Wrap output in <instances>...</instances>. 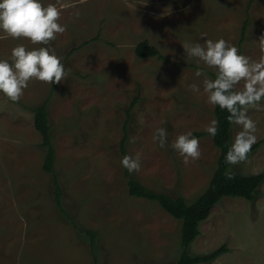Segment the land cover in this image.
<instances>
[{"label": "rangeland", "instance_id": "rangeland-1", "mask_svg": "<svg viewBox=\"0 0 264 264\" xmlns=\"http://www.w3.org/2000/svg\"><path fill=\"white\" fill-rule=\"evenodd\" d=\"M41 2L61 9L58 22L66 31L46 47L69 74L51 86L30 81L19 102L0 93V264H175L182 221L155 202L131 197L121 160L141 153V169L131 176L170 196L191 201L206 188L219 149L205 130L215 119L205 77L195 73L211 78L215 70L187 58L182 44H202V35L223 38L258 60L264 0ZM144 40L163 58L137 57L135 47ZM21 44L44 46L0 31V59L11 62V50ZM194 83L199 93L190 90ZM46 98L61 209L52 175L42 168L47 151L27 109ZM248 115L262 144L231 166L242 175L264 173V108ZM159 127L168 133L164 148L152 140ZM239 130L232 125L231 144ZM188 132L202 133L196 137L201 156L186 165L171 144ZM198 229L190 255L226 250L197 264H264V181L253 201L222 198Z\"/></svg>", "mask_w": 264, "mask_h": 264}, {"label": "clouds", "instance_id": "clouds-1", "mask_svg": "<svg viewBox=\"0 0 264 264\" xmlns=\"http://www.w3.org/2000/svg\"><path fill=\"white\" fill-rule=\"evenodd\" d=\"M60 18L61 9L52 3L44 6L41 0H0V31L13 39L23 38L33 45H44L29 50L21 44L11 50V62L0 59V93L9 101L19 102L32 80L51 86L60 84L68 76L69 72L55 51L46 47L56 40L58 34L66 31V26L58 22ZM201 38H204L202 44L184 42L182 47L187 58H196L207 68L215 70L214 79L208 78L199 69L195 75L205 77L203 91L207 102L226 110L228 122L240 128L225 155L227 164L237 165L247 160L257 142V124L248 112L264 108L261 103L264 101V34L257 43L262 53L258 60L240 54L236 46L223 38L216 41L206 39V35ZM190 90L200 92L195 83L190 85ZM218 124L213 119L206 127L210 136L217 135ZM167 138L164 127L157 128L152 136L153 142L161 148L166 146ZM171 147L186 165L201 156L200 142L191 132L179 135ZM121 164L129 173L139 172L141 153H136L134 157L125 155ZM228 178L231 179V175Z\"/></svg>", "mask_w": 264, "mask_h": 264}, {"label": "trees", "instance_id": "trees-1", "mask_svg": "<svg viewBox=\"0 0 264 264\" xmlns=\"http://www.w3.org/2000/svg\"><path fill=\"white\" fill-rule=\"evenodd\" d=\"M246 24V23H245ZM245 24L241 30V37L245 35ZM97 39V37L92 40ZM135 54L141 59L157 57L162 59L159 50L150 45L146 40L139 42L135 47ZM211 79L215 78V72H210ZM54 85V84H53ZM41 101V103L27 107L33 113L34 128L40 133L42 142L41 146L46 149V154L43 159L42 168L45 173L52 175V184L55 188L54 198L55 202L61 209V205L58 200V181L54 170V150L51 144V126L49 124V113L47 101ZM214 117L219 122L218 133L215 137L212 136L213 144L219 149V156L217 159L216 167L212 173L210 181L206 188L195 196L191 201H187L182 195L170 196L164 192L155 191L149 187H146L135 180L127 169L125 170V176L127 177L128 194L131 197L141 198L149 202H155L158 204L167 214L172 218L181 220L180 230V256L175 264H197V263H209L218 257L226 250L223 245L212 253L206 255L192 256L189 254L188 247L199 235V224L206 220L214 206L225 197H240L248 201H253L258 189L261 187L264 181V173L253 175H242L233 172L229 165L225 162V155L228 149L231 147V127L227 120L229 115L226 110H221L219 106H214ZM202 133L194 134V137L201 136ZM126 135L124 136V140ZM124 143V142H123ZM122 143V145H123ZM262 144V141L256 142L251 149L254 151ZM231 175V179H229ZM72 224L79 230V226L74 220ZM83 231V230H81ZM85 232L91 238L93 232L90 229H86Z\"/></svg>", "mask_w": 264, "mask_h": 264}, {"label": "crops", "instance_id": "crops-1", "mask_svg": "<svg viewBox=\"0 0 264 264\" xmlns=\"http://www.w3.org/2000/svg\"><path fill=\"white\" fill-rule=\"evenodd\" d=\"M246 23V22H245ZM243 38L241 37V40H242Z\"/></svg>", "mask_w": 264, "mask_h": 264}]
</instances>
